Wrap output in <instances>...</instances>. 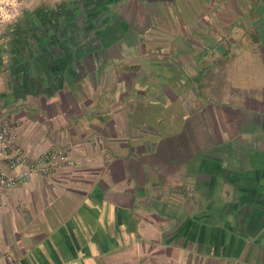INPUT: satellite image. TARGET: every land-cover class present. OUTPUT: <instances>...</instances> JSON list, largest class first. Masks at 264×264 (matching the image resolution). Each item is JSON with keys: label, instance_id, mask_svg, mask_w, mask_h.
<instances>
[{"label": "crops", "instance_id": "1", "mask_svg": "<svg viewBox=\"0 0 264 264\" xmlns=\"http://www.w3.org/2000/svg\"><path fill=\"white\" fill-rule=\"evenodd\" d=\"M56 12L0 31V117L70 162L8 195L0 264H264V0Z\"/></svg>", "mask_w": 264, "mask_h": 264}, {"label": "built area", "instance_id": "2", "mask_svg": "<svg viewBox=\"0 0 264 264\" xmlns=\"http://www.w3.org/2000/svg\"><path fill=\"white\" fill-rule=\"evenodd\" d=\"M16 139L10 119L0 117V208L6 206L7 197L14 188L32 173L49 177L60 167L70 164L59 148L45 149L31 158L16 144ZM7 171H16V174L11 177Z\"/></svg>", "mask_w": 264, "mask_h": 264}, {"label": "rangeland", "instance_id": "3", "mask_svg": "<svg viewBox=\"0 0 264 264\" xmlns=\"http://www.w3.org/2000/svg\"><path fill=\"white\" fill-rule=\"evenodd\" d=\"M68 2L69 0H0V31L7 36H20L22 23L33 22L34 16L46 15V11H51L55 19L57 9L62 13Z\"/></svg>", "mask_w": 264, "mask_h": 264}, {"label": "trees", "instance_id": "4", "mask_svg": "<svg viewBox=\"0 0 264 264\" xmlns=\"http://www.w3.org/2000/svg\"><path fill=\"white\" fill-rule=\"evenodd\" d=\"M46 15H42L44 17V19L49 23L50 21H52V19H54V17L52 16V12H45Z\"/></svg>", "mask_w": 264, "mask_h": 264}]
</instances>
